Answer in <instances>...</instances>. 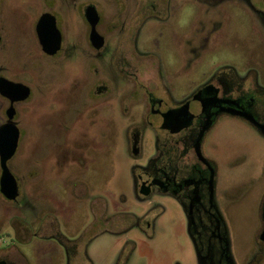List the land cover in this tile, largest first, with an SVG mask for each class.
I'll return each instance as SVG.
<instances>
[{"label":"rangeland","instance_id":"1","mask_svg":"<svg viewBox=\"0 0 264 264\" xmlns=\"http://www.w3.org/2000/svg\"><path fill=\"white\" fill-rule=\"evenodd\" d=\"M175 1L185 2L183 8L194 7L196 37L209 36L206 44H197L190 74L180 75L177 86L197 87L224 66L243 73L262 60L264 35L244 7L228 0ZM47 7L33 0H0V54L7 68L5 76L32 88L30 99L17 107L18 145L7 165L18 178L20 197L18 203L10 205L0 197V248L8 243L6 233L16 221L27 231L26 240L17 242L16 247L28 264H65L66 250L71 254L70 264H116L119 257L124 263L129 254L125 264H198L184 217L172 203L159 216L151 240L139 234L131 236L135 242L132 247L129 237L117 228L114 220L118 218H112L116 213L155 216L159 212L147 201L135 202L132 169L143 164V159L134 162L127 153L124 130L130 121L118 115L117 106L101 105L85 114L81 130L89 139L94 138L85 166L61 160L59 125L65 118L62 104L67 103L66 92L75 91L80 78L67 62L40 54L34 25L45 8L64 35L78 32L84 39L86 27L73 19L80 17V7L76 12L57 3ZM177 18L183 33L188 10H180ZM170 44L168 37L155 36L145 41L143 49L152 55V62L158 60L170 71L173 57L166 51ZM263 76L261 65L260 81ZM63 82H67L66 87ZM2 107L0 102V125ZM6 108L5 104L3 111ZM215 130L214 136L220 133L223 142L221 205L235 260L243 264L242 251L251 247L258 230L264 191V138L229 119ZM152 150L153 141L147 133L143 156Z\"/></svg>","mask_w":264,"mask_h":264},{"label":"flooded vegetation","instance_id":"2","mask_svg":"<svg viewBox=\"0 0 264 264\" xmlns=\"http://www.w3.org/2000/svg\"><path fill=\"white\" fill-rule=\"evenodd\" d=\"M228 1L248 10L264 35V0ZM33 2L42 8L57 3L74 12L80 7V17L73 16V19L86 27L84 39L78 32L64 35L56 27L51 11L45 8L34 25L40 54L49 60L60 58L67 62L70 69L77 71L74 75L80 78L75 91L66 92L67 103L62 104L65 118L59 128L64 164L85 166L87 163L86 153L94 144V138L89 139L90 136L81 130L85 114L101 105L117 106L118 115L130 121L124 130L127 153L134 162L143 159V164H136L132 169L135 202L147 201L159 210L155 216L145 212L116 213L112 216L118 218L114 221L120 232L129 237L128 244L134 247L132 237L138 234L151 240L159 216L166 213L167 204L172 203L184 217L185 231L198 264H237L226 214L221 205L223 142L220 133L214 135L215 129L229 119L243 123L262 136L264 76L260 81L259 70L261 65L264 66V53L259 64L249 65L243 73L224 66L197 87L190 84L177 86L180 75L190 74L197 44L204 45L209 38L196 37L193 6L183 8L186 3L175 0ZM185 9L188 10V19L182 33L177 14ZM88 10L95 15L93 28L86 17ZM45 14L53 19L60 36L59 49L52 55L42 52L36 34V24ZM92 30L96 34L94 40H91ZM155 36H166L171 40L166 47L173 57L170 71L160 61L152 62V55L143 49L145 41ZM180 64L182 67H178ZM6 70L0 54V78L11 81L5 76ZM66 85L67 82H63V87ZM29 90L27 100L14 104L13 121L17 128L20 123L17 107L30 99L32 88ZM0 102L3 107L5 104L7 108L10 106L1 95ZM3 107L2 124L6 121L7 109L3 111ZM90 123L93 124L92 121ZM147 133L152 138L153 150L143 156L142 146ZM9 170L17 185V195L14 200H7L0 193L7 205L18 203L20 197L18 178L11 168ZM258 219L254 242L249 249L242 251L243 264H260L264 260V191ZM15 224L6 233L8 243L0 248V264H28L16 247L17 242L26 240L27 231L18 222L15 221ZM65 256V264H70L68 250ZM130 256L124 258V263L119 257L116 264H125Z\"/></svg>","mask_w":264,"mask_h":264},{"label":"water","instance_id":"3","mask_svg":"<svg viewBox=\"0 0 264 264\" xmlns=\"http://www.w3.org/2000/svg\"><path fill=\"white\" fill-rule=\"evenodd\" d=\"M86 17L93 28L94 12L88 10ZM36 34L43 53L52 55L59 49V32L49 15L45 14L38 20ZM95 37L96 34L92 30L91 40H94ZM0 95L7 99L10 104L5 111L6 121L0 125V193L7 200H14L17 195V185L7 165L15 154L19 137L18 128L13 121L15 115L14 104L27 100L30 90L22 83L0 78ZM261 134L264 137L263 128L261 129Z\"/></svg>","mask_w":264,"mask_h":264}]
</instances>
